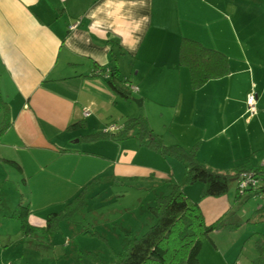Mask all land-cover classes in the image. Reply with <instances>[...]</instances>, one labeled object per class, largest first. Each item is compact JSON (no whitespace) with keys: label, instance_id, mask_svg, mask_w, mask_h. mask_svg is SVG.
<instances>
[{"label":"crops","instance_id":"0c3cea01","mask_svg":"<svg viewBox=\"0 0 264 264\" xmlns=\"http://www.w3.org/2000/svg\"><path fill=\"white\" fill-rule=\"evenodd\" d=\"M182 38L224 54L229 74L192 89L188 69L177 65ZM109 68L137 87L130 99L119 97L100 75ZM250 92L256 96L252 116L246 105ZM0 100V125H6L0 134L1 178L4 165L14 163L22 176L36 172L67 181L69 175L82 184L106 172L113 181L172 179L173 166L160 167L161 157L133 138L81 140L92 132L114 133L139 114L165 144L196 147V157L213 169L259 168L264 158V0H0ZM184 191L198 201L205 224L223 217L231 224L216 233L240 227L243 218L253 220L259 208L264 210L255 202L250 217L235 183L216 198L199 199V183ZM19 200L29 214L23 225L12 211L10 217L21 224L18 232L37 228L53 238L54 232L45 229L47 217L31 215L33 198L20 195ZM228 251L214 244L221 264H232Z\"/></svg>","mask_w":264,"mask_h":264},{"label":"rangeland","instance_id":"374dc122","mask_svg":"<svg viewBox=\"0 0 264 264\" xmlns=\"http://www.w3.org/2000/svg\"><path fill=\"white\" fill-rule=\"evenodd\" d=\"M132 99L137 98L134 95ZM160 137L165 146L172 145L165 144ZM169 165L173 166L177 177H172V182L183 184L184 164L173 157H161L159 166L168 168ZM2 174L0 259H3V264H113L128 240L142 235L154 222L148 207L156 194L166 192L165 183L157 185L162 182L148 178L145 179L147 181L135 178L113 181L108 179L110 172L83 184L69 179V175L67 181L61 175L48 177L36 172L30 178L29 174L22 176L10 163L4 165ZM23 177L28 181L26 185L22 183ZM233 184H230L229 190L233 189ZM20 195L33 198L30 203L32 216L52 219L49 232H54L53 238L43 237L42 231L37 228L18 232L21 224L10 216ZM238 200L240 204L250 206L251 217L255 202L264 206V193L250 198L243 195ZM238 207L234 208V214H238ZM240 225L229 232L212 233V241L205 239L199 264H221V257L214 253V244L230 249L227 256L232 259V264H253L256 256L253 243L257 239L264 241V210L257 211L253 220L243 218ZM236 250L241 252L237 254Z\"/></svg>","mask_w":264,"mask_h":264},{"label":"trees","instance_id":"16d2710c","mask_svg":"<svg viewBox=\"0 0 264 264\" xmlns=\"http://www.w3.org/2000/svg\"><path fill=\"white\" fill-rule=\"evenodd\" d=\"M177 65L186 67L192 89H198L209 80L219 79L229 74L228 59L221 52L207 48L192 39L182 38L178 48ZM124 79L118 77L116 68H109L107 84L119 97L131 98V91L125 86ZM1 104V100H0ZM6 125H0V134ZM133 138L140 147L149 149L161 157L169 156L184 164L183 184L164 179L166 192L156 194L148 207L154 222L139 237L128 240L123 250L116 255L113 264H199V254L205 239L223 227L232 228L223 218L211 224H205L198 201L190 199L185 186L201 184L199 199L220 197L227 193L232 182L235 183L236 195L247 198L264 192V185L256 189H247L240 194L237 190V177L248 171L258 172V168L247 165L235 167L232 171L213 169L196 159L195 148L185 149L180 145L165 146L160 135L153 132L146 117L139 114L127 118L116 132H92L82 136L81 140L91 143L100 140L120 142ZM14 164V163H13ZM15 165V164H14ZM19 169V166L16 165ZM118 181V180H117ZM259 208V210H261ZM257 210V211H259ZM29 214L28 205L18 201L13 216L26 223ZM52 227V219H46V230ZM257 257L253 264H264V241L255 243Z\"/></svg>","mask_w":264,"mask_h":264},{"label":"built area","instance_id":"2783aa9c","mask_svg":"<svg viewBox=\"0 0 264 264\" xmlns=\"http://www.w3.org/2000/svg\"><path fill=\"white\" fill-rule=\"evenodd\" d=\"M75 26L76 24L71 25L70 29H73ZM100 75L103 78L108 79L109 69L100 72ZM125 86L131 92L137 91V87L129 83H125ZM255 100H256V96L254 93L250 92L247 94L246 105H247V113L249 116L254 115L256 112ZM84 115L85 116L89 115V111L87 109H84ZM113 129L114 126H110L108 128V130H113ZM236 183H237V190L240 194L245 192L247 189H256L258 186L264 185V158L261 161L260 167L258 168V172H254V171L243 172L238 175Z\"/></svg>","mask_w":264,"mask_h":264},{"label":"water","instance_id":"95a60500","mask_svg":"<svg viewBox=\"0 0 264 264\" xmlns=\"http://www.w3.org/2000/svg\"><path fill=\"white\" fill-rule=\"evenodd\" d=\"M134 102H135L136 104H139V103H140V100H139V99H135Z\"/></svg>","mask_w":264,"mask_h":264}]
</instances>
